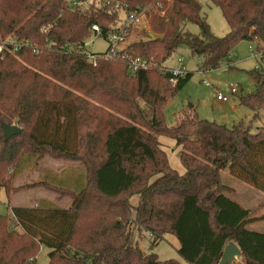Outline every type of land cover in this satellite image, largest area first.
<instances>
[{"label": "trees", "instance_id": "16d2710c", "mask_svg": "<svg viewBox=\"0 0 264 264\" xmlns=\"http://www.w3.org/2000/svg\"><path fill=\"white\" fill-rule=\"evenodd\" d=\"M83 1L0 0V41L11 36L24 43L0 51V187L7 195L43 187L71 199L67 207L8 204L12 217L0 215V264H35L41 246L48 249L47 264H180L143 252L130 223L153 235L151 245L173 234L187 264H219L229 241L239 247L243 264H264V230L246 227L255 218L230 196L234 189L220 175L232 165L231 174L264 191V126L254 132L244 121L228 127L199 118L192 105L168 124L163 106L191 72L173 85L168 72L152 67L130 74L121 61L93 62L84 52L91 25L103 36L116 19L115 4L147 17L160 3L163 15L153 13L148 21L153 38L131 40L126 49L166 64L185 44L210 70L231 61L238 42H254L260 52L258 67L250 70L255 88L238 100L253 112L252 121L261 119L264 0H207L228 25L221 36L212 33L198 0ZM187 23L198 32L183 28ZM1 123L18 125L21 132L4 141ZM159 135L181 147L183 172L168 164ZM44 156L78 161L82 182L64 186L40 178L12 184L18 170ZM133 194L138 199L132 214Z\"/></svg>", "mask_w": 264, "mask_h": 264}, {"label": "rangeland", "instance_id": "374dc122", "mask_svg": "<svg viewBox=\"0 0 264 264\" xmlns=\"http://www.w3.org/2000/svg\"><path fill=\"white\" fill-rule=\"evenodd\" d=\"M89 2L98 3L99 0H84L82 5H86ZM201 5V13L205 16L210 29L213 34L221 36L228 31V25L221 14L219 7L209 3L207 0H198ZM169 3V1H167ZM153 8L147 17L142 16L139 22L143 25L141 31L138 33L136 29H131L130 35L133 36L132 40H137L146 36L145 31L151 32L149 26V18L153 13H159L163 15L164 10H157ZM122 16V11L119 10L116 15V19L111 23H115ZM145 27V28H144ZM183 28L188 29L191 33H197L198 27L195 24L187 23L183 25ZM154 34V33H153ZM155 35V34H154ZM11 36L5 37V39ZM84 52L97 53L102 52L107 47V42L102 35H97L94 32H90L84 39ZM255 43L249 40H242L238 42L230 52L231 61L223 60L217 68L210 70H203L201 66V57L192 54L190 49L185 45L181 44L178 46L176 51L166 59L165 63L175 66L178 57H183L182 64L185 65L186 69L191 72L190 78L186 83L172 96L163 106V117L166 123H174L175 116L177 113L185 107L193 106L196 115L201 119L214 121L216 123L224 124L225 126H232L235 123L244 121L252 125V131H256L258 125L264 126V117L252 121L253 112L239 103V96L245 93H249L254 90L256 76L250 73V70L258 67L259 57L255 55ZM233 84L240 85L242 90L237 94H230V87ZM219 91L221 94L228 95V100H218L216 93ZM158 140L160 147L166 152L168 164L181 173L184 171V167L178 158V152L181 147L175 143V140L168 136L159 135ZM48 160L50 162H48ZM65 164L57 165L56 163ZM22 165L25 161L20 162ZM30 163V162H29ZM37 162L36 167L30 169L24 176H20L19 179L15 180V184L18 182L26 184L32 182L35 178H44L46 172L51 169L63 167L59 176L65 177L68 173L78 175L81 171L83 174V167L79 162H67L58 161L50 156H44L43 160ZM232 165H227L221 169V181L224 184L231 186L234 189V193L230 195L233 199L239 202L243 207L249 210V215L254 217L253 222L248 223L247 228L263 231L264 229V191L261 188H257L251 184L245 176L239 175L236 177L231 174L230 169ZM55 168V169H56ZM47 169V170H46ZM46 172H43L45 171ZM70 175V174H69ZM39 176V177H38ZM61 184V183H56ZM17 185V186H19ZM22 188L19 190H25ZM77 189V188H76ZM19 190L15 191L18 192ZM36 194V193H35ZM30 196V195H27ZM138 199L137 194H133L129 198L131 204V213L133 214L136 202ZM15 202H27V197L21 193L13 198ZM62 202L61 204H63ZM11 205V200L5 194V191L0 187V215H4L7 218L12 217L10 208L7 205ZM16 204V203H15ZM129 229L132 230L133 240L137 246L145 253L154 252L161 260L176 259L180 264H186L184 260L178 255L177 248L179 246L178 240L171 233L164 234L162 239L157 240L153 245V235L146 230H139L137 227H133L132 223L128 225ZM48 249L41 246L36 254L35 264H47ZM242 258L238 257L229 264H243Z\"/></svg>", "mask_w": 264, "mask_h": 264}, {"label": "built area", "instance_id": "2783aa9c", "mask_svg": "<svg viewBox=\"0 0 264 264\" xmlns=\"http://www.w3.org/2000/svg\"><path fill=\"white\" fill-rule=\"evenodd\" d=\"M115 6L122 11V16L118 21L109 25L103 34V37L107 42L106 49L102 52L88 53L87 58L93 62H96L98 59L121 61L126 64L127 71L130 74H133L138 69H149L154 67L161 72L170 73V82L173 85L177 82L179 77H184L187 73V69L185 65L182 64L183 57H178L176 59L178 63L175 66H172L147 60L139 55H134L131 51L126 49V45L133 39V36L130 35L131 29H136V32L139 33L143 27V25L139 24L143 14L141 12L137 13L135 11H129L126 8V5H119L117 3ZM159 6L160 3H157L156 7ZM90 31L99 35L101 30L97 24H92ZM22 44H24L23 41H18L13 37H9L0 41V51L5 45L10 46L11 50H17ZM255 52V55L258 57L260 52L256 50ZM241 90L242 88L240 85L233 84L230 87V94H237L241 92ZM216 98L218 100L226 101L229 97L228 95L221 94L217 91Z\"/></svg>", "mask_w": 264, "mask_h": 264}, {"label": "crops", "instance_id": "0c3cea01", "mask_svg": "<svg viewBox=\"0 0 264 264\" xmlns=\"http://www.w3.org/2000/svg\"><path fill=\"white\" fill-rule=\"evenodd\" d=\"M43 158H41L38 161L39 164L43 160ZM53 159H55V158H53ZM55 160H58V161H67V162H73V163L77 162L78 163V161H71V160H62V159H55ZM48 162H50V161L48 160ZM39 164L37 165V167L39 166ZM61 164L64 165L65 162H62L60 164L59 163H56V166L57 165H61ZM35 167L36 166H34L33 168H35ZM33 168L27 166V167H24V168L18 170L17 173L15 174V176L13 177L12 184L14 186H17V185L21 184V183L18 182L19 180H17V184H15V180L16 179H19L20 176L26 175V173H28L29 170L30 169H33ZM55 168L53 170L49 169L47 172H46L47 169L45 171H43V172H46V175L44 176V178H47V179L52 180L54 182L61 183L64 186L65 185L74 186V185H78L79 183L82 182V177H83L82 171L78 175H74L73 173H68L67 172V175L65 177H62V176H59L58 173H60L61 170H63L62 169L63 167H61L60 169L59 168H56L55 169ZM38 179H40V178H38ZM35 180H37V178H35L33 181H35ZM29 183H30V181H29ZM20 193L22 195H25L27 197V202H15L13 200V198L15 196H18V194H20ZM5 194H6V192H5ZM27 195H30V196H27ZM56 195L57 194L54 191L45 189L43 187H32V188H27L25 190H19L18 192H11L7 196L11 200V203H13L11 205H17V206H29V207H32V206H35L36 204H38L40 201L51 202V203H54V204H56L58 206H61V207H67L70 204L71 199H70L69 196H63V197L57 198ZM62 202H64V203L61 204ZM247 225H246V227H247ZM238 257L241 258V255L238 256Z\"/></svg>", "mask_w": 264, "mask_h": 264}, {"label": "water", "instance_id": "95a60500", "mask_svg": "<svg viewBox=\"0 0 264 264\" xmlns=\"http://www.w3.org/2000/svg\"><path fill=\"white\" fill-rule=\"evenodd\" d=\"M148 35L153 38V33L149 32ZM3 131V140L6 141L10 136L21 132V127L15 124L1 123ZM241 255L239 247L233 242L229 241L223 249V253L219 260V264H229Z\"/></svg>", "mask_w": 264, "mask_h": 264}]
</instances>
